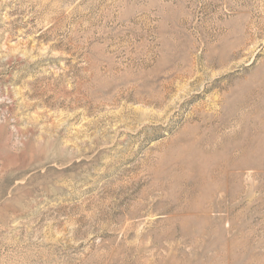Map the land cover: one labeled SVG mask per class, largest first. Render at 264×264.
I'll list each match as a JSON object with an SVG mask.
<instances>
[{"label": "rangeland", "instance_id": "1", "mask_svg": "<svg viewBox=\"0 0 264 264\" xmlns=\"http://www.w3.org/2000/svg\"><path fill=\"white\" fill-rule=\"evenodd\" d=\"M0 264H264V0H0Z\"/></svg>", "mask_w": 264, "mask_h": 264}]
</instances>
